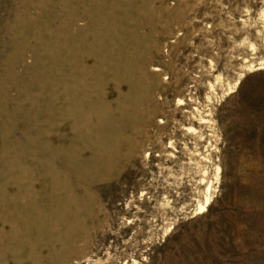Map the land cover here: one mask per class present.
<instances>
[{"label": "rangeland", "instance_id": "1", "mask_svg": "<svg viewBox=\"0 0 264 264\" xmlns=\"http://www.w3.org/2000/svg\"><path fill=\"white\" fill-rule=\"evenodd\" d=\"M0 264H264V0H0Z\"/></svg>", "mask_w": 264, "mask_h": 264}, {"label": "bare ground", "instance_id": "2", "mask_svg": "<svg viewBox=\"0 0 264 264\" xmlns=\"http://www.w3.org/2000/svg\"><path fill=\"white\" fill-rule=\"evenodd\" d=\"M207 205H208V204L204 205V206L202 207V209H205V208L207 207Z\"/></svg>", "mask_w": 264, "mask_h": 264}]
</instances>
